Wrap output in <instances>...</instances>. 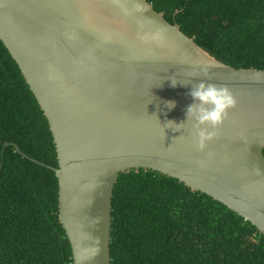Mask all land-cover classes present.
Returning a JSON list of instances; mask_svg holds the SVG:
<instances>
[{
    "label": "water",
    "instance_id": "95a60500",
    "mask_svg": "<svg viewBox=\"0 0 264 264\" xmlns=\"http://www.w3.org/2000/svg\"><path fill=\"white\" fill-rule=\"evenodd\" d=\"M156 31L162 44L141 39ZM0 41L53 137L73 264H110L113 190L140 169L209 196L264 235V70L218 61L147 0H0ZM206 74L237 105L201 152L190 121L178 131L167 122L186 119L188 92Z\"/></svg>",
    "mask_w": 264,
    "mask_h": 264
},
{
    "label": "trees",
    "instance_id": "16d2710c",
    "mask_svg": "<svg viewBox=\"0 0 264 264\" xmlns=\"http://www.w3.org/2000/svg\"><path fill=\"white\" fill-rule=\"evenodd\" d=\"M147 2L218 61L264 70V0ZM57 166L48 122L0 41V264H73ZM111 204L110 264H264L263 234L176 179L122 173Z\"/></svg>",
    "mask_w": 264,
    "mask_h": 264
},
{
    "label": "clouds",
    "instance_id": "9594fccd",
    "mask_svg": "<svg viewBox=\"0 0 264 264\" xmlns=\"http://www.w3.org/2000/svg\"><path fill=\"white\" fill-rule=\"evenodd\" d=\"M140 10L139 6L135 7V11ZM124 12L126 15L131 14L128 9H124ZM141 39L162 44L164 36L160 31L145 32ZM171 84L175 86L177 81L171 79ZM181 84L186 85L188 83ZM188 95L192 98V103L186 108V119L179 124L173 121L167 123L175 125L174 128H170L178 131L182 129L185 122L190 121L194 134V146L198 151L203 152L208 147L209 142L217 138V129L229 119L230 110L236 107L237 99L227 85L207 82V74L205 79L191 86ZM174 106V101L168 102L169 109Z\"/></svg>",
    "mask_w": 264,
    "mask_h": 264
}]
</instances>
